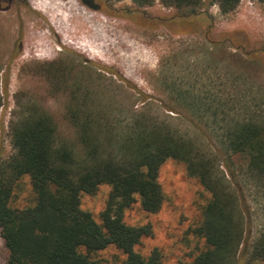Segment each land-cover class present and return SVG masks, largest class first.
<instances>
[{
	"label": "rangeland",
	"instance_id": "obj_1",
	"mask_svg": "<svg viewBox=\"0 0 264 264\" xmlns=\"http://www.w3.org/2000/svg\"><path fill=\"white\" fill-rule=\"evenodd\" d=\"M39 3L44 7L35 6ZM191 10L159 0L145 6L131 0H0V159L13 153L10 123L28 109L48 114L57 143L67 145L76 159H85L78 125L68 114L70 90L78 85L80 93H90L91 110L108 125L114 123L108 127L116 131L144 119L185 132L198 145L195 137L206 139L203 153L238 188L241 208L243 190L248 212L244 241L256 237L264 225V188L242 176V157L225 149L222 112L227 119L241 116L247 106L264 110V0H239L226 14L204 0L194 11L204 10L207 19H179ZM177 87L187 91H182L184 104ZM202 101L219 109L217 122L210 110H203ZM102 127L100 157L114 150ZM158 181L160 208L145 211L137 199L124 210L123 219L151 227V234L135 245L138 253L146 256L157 248L163 264L188 263L205 245L195 228L210 194L176 159L162 163ZM109 189L100 184L93 193L80 194V207L97 222ZM34 202L29 177L23 175L10 205L22 208ZM238 254L242 256V246ZM89 256L101 264H122L125 258L114 245ZM6 257L0 236V264H7Z\"/></svg>",
	"mask_w": 264,
	"mask_h": 264
},
{
	"label": "trees",
	"instance_id": "obj_2",
	"mask_svg": "<svg viewBox=\"0 0 264 264\" xmlns=\"http://www.w3.org/2000/svg\"><path fill=\"white\" fill-rule=\"evenodd\" d=\"M131 1L145 6L156 0ZM159 1L175 7H193L187 16L179 17L181 21L192 23L208 18L204 10L194 11L204 0ZM238 2L209 0L217 4L222 14L234 10ZM179 88L175 91L184 104L187 101L182 93L187 91ZM79 93V86H72L68 114L78 125L85 159H76L67 145L57 143L53 121L43 111L25 110L9 125L13 153L0 159V236L7 251V264H101L89 253L108 245L125 254L122 264H163L157 248L146 256L134 248L142 237L151 234L150 225L128 224L123 214L137 199L145 211L160 208L163 193L158 171L169 158L182 161L188 174L196 177L210 194L195 228L204 240V248L190 262L177 264H264V225L256 237L244 241L248 212L243 190L241 208L238 188L218 174L211 158L203 153L201 146L206 139L195 137L201 142L198 145L185 132L144 119L134 120L123 132L116 131L115 126L108 127L114 123L108 125L106 119L91 110L90 93ZM202 104L203 110H210L213 122H217L219 109L203 101ZM246 106L245 101L242 109ZM247 107L241 116L227 119L225 110L222 112L224 147L230 154L242 157V176L254 178L264 188V110L257 112ZM198 113L203 115L200 109ZM102 126L104 138L108 145H114V150L100 157ZM23 175L29 177L35 202L13 207L10 199L14 185ZM100 184H107L110 189L97 222L80 207V194L93 193ZM240 246L242 256L238 254Z\"/></svg>",
	"mask_w": 264,
	"mask_h": 264
},
{
	"label": "bare ground",
	"instance_id": "obj_3",
	"mask_svg": "<svg viewBox=\"0 0 264 264\" xmlns=\"http://www.w3.org/2000/svg\"><path fill=\"white\" fill-rule=\"evenodd\" d=\"M35 4V3H34ZM35 6H37L38 8H41V7H44L43 5H41L40 3H39V5H35ZM98 58V57H97Z\"/></svg>",
	"mask_w": 264,
	"mask_h": 264
}]
</instances>
